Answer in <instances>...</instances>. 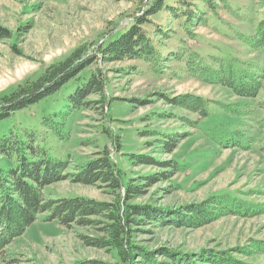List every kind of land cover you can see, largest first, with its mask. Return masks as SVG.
<instances>
[{
	"label": "rangeland",
	"instance_id": "rangeland-1",
	"mask_svg": "<svg viewBox=\"0 0 264 264\" xmlns=\"http://www.w3.org/2000/svg\"><path fill=\"white\" fill-rule=\"evenodd\" d=\"M165 1L174 6L173 15L178 18L161 10L142 25L162 58L157 64L105 62L97 52L146 10L149 0H0V29L9 34L0 38V101L78 49L97 56L82 74L100 69L106 77L104 104L67 111L65 96L73 89L69 84L14 111L0 122V134L14 129L20 138L30 140L23 129L32 130L33 144L48 158L69 161L68 172H75L107 147L125 182L162 170L137 163V157L174 160L182 164V170L167 181L152 183L142 196L128 202L154 208L167 220V214L203 204L215 195L233 198L243 208L195 227L170 221L135 227L132 244L156 252L159 260H166L158 253L166 249L173 253L231 250L245 262L264 264V255L235 253L264 241V78L257 95L245 98L185 70L187 57L196 54L211 66L215 59H230L237 68L262 73L264 51L249 41L263 19L264 0H225L226 5L218 4L215 12L202 2L188 0V8L194 11L190 13L196 16L193 25L181 15L187 6H179L177 0ZM187 96L203 98L209 116L199 118L168 103ZM97 99L95 94L88 97ZM213 127L230 132L231 144L211 140L205 132ZM165 134L179 136L172 153L160 149ZM0 164L8 166L1 157ZM43 192L46 198L75 195L94 201H113L118 196L98 184L66 180L47 185ZM42 217L5 247L0 264H120L115 250L90 247L80 238L94 231L66 228Z\"/></svg>",
	"mask_w": 264,
	"mask_h": 264
},
{
	"label": "trees",
	"instance_id": "trees-1",
	"mask_svg": "<svg viewBox=\"0 0 264 264\" xmlns=\"http://www.w3.org/2000/svg\"><path fill=\"white\" fill-rule=\"evenodd\" d=\"M149 1L146 10L136 15L131 22L124 25L123 30L97 48L103 61L141 60L147 63H159L162 59L159 51L153 39L142 29V25L149 23V17L161 10H166L174 18L178 16L173 15L174 6L166 3L165 0ZM195 1L205 4L210 12H215L218 4L226 5L225 0ZM177 2L179 6H187L181 15L187 19V23L193 25L196 16L190 13L194 12L192 8H188L190 2L188 0H177ZM196 10L200 12L199 8ZM201 18H197V21L200 22ZM3 37H9V34L6 30L0 29V38ZM249 44L264 51V16L258 22ZM96 57V54L86 55L83 54L82 49H78L64 60L48 65L37 78L18 85L1 98L0 122L14 111L37 103L69 84L73 85V89L65 96L67 111L89 109L95 104H104L106 77L103 71L96 69L88 75L82 74V71L95 62ZM214 62L211 66L199 59L196 54H190L185 60V70L201 81L228 87L237 96L252 98L257 95L264 78V70L260 74L251 73L235 67L230 59L226 61L215 59ZM93 94L97 95L98 99L88 100ZM168 103L191 111L199 118L209 116L203 98L198 96H187L181 100H170ZM47 120L45 118L43 121ZM191 125H196L195 121L191 122ZM23 132L30 140L20 138L14 129H8L7 133L0 134V157L5 158L8 163V166L0 164V254L39 216H43L41 220L46 222L55 220L66 228L77 227L94 231L93 235L81 234L80 238L90 247L115 250L120 264H252L237 258L231 250L173 253L170 249H166L167 251L158 252L162 257H166V260H159L156 252L154 254L132 244V232L135 227L139 228L150 223L163 225L166 221L195 227L218 215L241 212L240 209L243 207L232 202L233 198L228 200V197H225L224 200V196L218 195L211 196L203 204L188 205L182 210L167 214L168 220L158 214L154 208L128 202L142 196L145 188L152 183L167 181L173 173L182 170V164H177L174 160L158 161L149 157H137V163L156 165L162 170L154 175L125 182L123 174L113 162L106 147L98 151L94 158L78 167L79 169L76 168L75 172H68L69 161L48 158L44 150L33 144L34 132L26 129H23ZM205 134L216 143L223 144V141L227 140L229 144L232 142V134L222 128H210ZM169 135L165 134L164 139L161 140L160 149L164 153H172L179 143L177 134ZM65 180L85 186L98 184L99 187L118 193V196L113 201H94L75 195L45 197L44 187ZM242 215L247 216L249 213ZM235 253L245 257L255 254L264 255V241L254 242L246 248H238Z\"/></svg>",
	"mask_w": 264,
	"mask_h": 264
}]
</instances>
